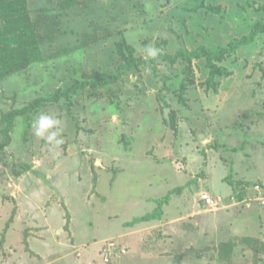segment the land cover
Instances as JSON below:
<instances>
[{"label": "rangeland", "instance_id": "1", "mask_svg": "<svg viewBox=\"0 0 264 264\" xmlns=\"http://www.w3.org/2000/svg\"><path fill=\"white\" fill-rule=\"evenodd\" d=\"M101 1L110 0L62 17L63 28L79 33L60 39L64 46L97 31L82 53L57 59L50 73L39 64L28 78L0 80V124L4 113L76 80L114 74L123 63L120 30L136 57L149 60L201 46L215 51L264 23V0H111L118 7L107 16L99 15ZM48 3L29 0V7L36 14ZM185 65L175 72L159 63V73L174 78L171 91L148 69H132L108 87L32 107L28 128L19 116L0 151V264H105L101 251L115 240L126 250L117 264H264V202L258 194L237 200L226 181H264V33L219 63L230 75L218 78L217 92L206 61L195 60L194 85L179 94L172 84L187 76ZM41 115L56 122L38 137ZM179 187L159 219L127 226ZM203 193L218 204L204 206ZM224 241L232 257L218 251Z\"/></svg>", "mask_w": 264, "mask_h": 264}, {"label": "trees", "instance_id": "2", "mask_svg": "<svg viewBox=\"0 0 264 264\" xmlns=\"http://www.w3.org/2000/svg\"><path fill=\"white\" fill-rule=\"evenodd\" d=\"M47 2H49V7L33 14L34 12L31 10V7H29V0H0V80L5 81L14 75H28L25 76L28 78L30 77V72L39 64L44 65L45 69L50 73L53 67L56 69L55 65L56 62H58L57 59L64 55H68L69 53H82L88 41L97 38V31L92 28L93 32L86 35V37H83L80 44L77 43L73 47L64 46L63 42H60V39L73 35L78 36L79 33L77 32L76 34L74 30L69 31L66 28H63L61 21L62 17L68 11L74 9L77 12L84 13L91 6L95 4L98 5L100 0H47ZM101 2L102 6H99L98 9V11H100V16H107L109 14V9L105 10L106 8L112 7L111 10H114L118 7V4L116 2L113 3L111 0L108 3H105V1ZM132 5L133 4L130 3V6ZM135 6L136 5H134V7ZM114 11H112L113 14ZM112 17L113 16L111 15V18ZM108 29L109 27L106 29L101 28V30L107 32V37L111 35L109 34ZM119 33L122 35L124 41L122 40L118 42L116 48L118 55L123 59V63L118 66L114 74L102 76L97 80L83 82L76 80L73 85L68 88L58 89L48 96L40 97L28 107L4 113L0 124V135L3 139L2 143H0V151L11 144V133L15 130L19 116L25 117L32 107L60 103L63 97H66L69 101L73 95L79 93L88 86H97L100 88L108 87L109 85L117 83L118 79H120L124 73L129 72L132 69H136L140 72L148 69L153 73L155 78L162 77L165 87L169 88L167 84L169 81L174 80V78L172 76H167L164 73L160 74L158 71L159 63H166L176 67L177 69L175 72L179 70L181 63L186 64L183 72L187 74V76L179 81L178 85H176L177 82L176 84H172L178 86L179 91H175L179 94H183L187 91L190 85H194V81L191 79L194 73L192 67L193 61L205 60L206 66L210 70L208 85L210 87L212 86L214 91L217 92L219 85L218 78L230 75L228 70L219 65V63L223 62L229 55L234 54L242 47L256 42L258 34L264 33V23H256L248 35H245L242 38L233 39L227 47H222L215 51H212L205 46H201L193 51L180 49L175 55L166 54L164 52L158 53L149 60H144L142 57H136L137 50L127 41L126 37L124 38L125 31L123 32L120 30ZM82 36H84V33ZM85 38H88V40ZM46 46L48 49H46ZM45 77L47 76L44 75L42 80ZM169 91H171V88H169ZM25 119L28 128L30 120L27 117H25L24 120ZM164 122L167 125H170L171 122L172 125L174 123L172 120L169 121L166 118H164ZM231 180H233L232 176L229 175L226 181L231 184L232 194L239 201L246 199L247 196H251L252 194L256 195L257 193H255V189L257 186L264 188L263 180L245 181L239 179L235 183L231 182ZM174 191L181 193L182 189L179 187L176 190L170 191L162 198L161 202L158 201V203L160 202V205L154 213L141 218H135L131 223L127 224V226L133 227L145 221L150 222L159 219L165 204L170 203L171 196L175 193ZM201 202L204 204V201L201 200ZM10 225L11 222L8 223L7 229ZM252 241L253 243L251 246L254 248L255 246H258L254 245V243L258 244V241L255 239H252ZM114 242L117 244V248L110 261L108 263L104 261L105 264H117V259L126 255V251L125 253H122V250L124 249L122 248V244L116 240ZM230 242H232V240H230ZM230 242H221L222 247L218 249L220 252L223 251L228 258L230 256L232 257L233 253V249L231 247V249L228 248ZM195 251V248H190V250L184 255H191ZM209 251L210 249L208 248L203 249L200 252L201 255L198 257H203L202 255H205ZM101 255L104 259L103 251H101ZM181 257H183V255Z\"/></svg>", "mask_w": 264, "mask_h": 264}, {"label": "built area", "instance_id": "3", "mask_svg": "<svg viewBox=\"0 0 264 264\" xmlns=\"http://www.w3.org/2000/svg\"><path fill=\"white\" fill-rule=\"evenodd\" d=\"M256 193L258 196L261 197V201L264 202V188H261L259 186L256 187L255 189ZM201 200L204 201L205 206H214L218 204V200L213 198L209 193H203L201 196ZM117 248V244L114 241L108 242V246L103 248V255H104V261L108 263L111 259V257L114 255V252ZM125 249L122 250V253H125Z\"/></svg>", "mask_w": 264, "mask_h": 264}, {"label": "clouds", "instance_id": "4", "mask_svg": "<svg viewBox=\"0 0 264 264\" xmlns=\"http://www.w3.org/2000/svg\"><path fill=\"white\" fill-rule=\"evenodd\" d=\"M56 121H54L53 119H51L50 117L46 116V115H41L38 122H35L33 124V127L35 128V134L38 137H43L44 132L49 129L50 127H52V125L55 123ZM49 139H52V137H49ZM98 163V162H97Z\"/></svg>", "mask_w": 264, "mask_h": 264}, {"label": "water", "instance_id": "5", "mask_svg": "<svg viewBox=\"0 0 264 264\" xmlns=\"http://www.w3.org/2000/svg\"><path fill=\"white\" fill-rule=\"evenodd\" d=\"M168 113H169V109H165V111H164V116H165V118H166L167 120H169V119H168Z\"/></svg>", "mask_w": 264, "mask_h": 264}]
</instances>
